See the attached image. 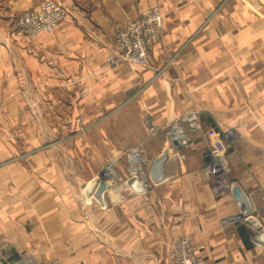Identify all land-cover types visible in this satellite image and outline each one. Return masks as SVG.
<instances>
[{
	"label": "crops",
	"instance_id": "crops-1",
	"mask_svg": "<svg viewBox=\"0 0 264 264\" xmlns=\"http://www.w3.org/2000/svg\"><path fill=\"white\" fill-rule=\"evenodd\" d=\"M42 1L0 0V264L27 252L46 264H171L182 236L202 264H264V0H59L63 21L27 39L18 18ZM155 5L164 32L150 66L109 64L126 20ZM191 108V146L173 153L166 133L150 134ZM229 128L230 184L216 192L201 154ZM134 146L146 190L107 170L101 193L102 179L81 178ZM69 160L79 179H67Z\"/></svg>",
	"mask_w": 264,
	"mask_h": 264
},
{
	"label": "built area",
	"instance_id": "built-area-1",
	"mask_svg": "<svg viewBox=\"0 0 264 264\" xmlns=\"http://www.w3.org/2000/svg\"><path fill=\"white\" fill-rule=\"evenodd\" d=\"M68 14V9L59 0H43L36 8L23 11L18 18V31L27 39H34L42 33L53 32ZM164 32V16L159 5L145 9L137 18H128L116 34L112 53L107 57L111 65L128 62L144 67L150 66L149 49ZM201 129L199 111L191 108L179 115L171 123L158 126L149 124L151 135L166 133L168 145L173 153H179L192 144V131ZM238 134L234 128L224 131L223 141L201 154L203 167L201 173L213 180V188L221 192L229 187L228 153L234 146ZM129 162L126 179L135 177L134 186L146 190L150 186L148 179V160L144 151L130 147L124 152ZM109 167H113L110 163ZM108 167V168H109ZM107 168V169H108ZM106 169V170H107ZM107 176L106 174L104 175ZM144 176V177H143ZM103 178V177H102ZM120 178V177H119ZM115 180V179H114ZM140 181V182H139ZM241 219V216L237 217ZM203 256L197 252L191 239L180 237L174 244L171 264H202ZM9 264H46L31 252L23 253L18 260Z\"/></svg>",
	"mask_w": 264,
	"mask_h": 264
},
{
	"label": "rangeland",
	"instance_id": "rangeland-1",
	"mask_svg": "<svg viewBox=\"0 0 264 264\" xmlns=\"http://www.w3.org/2000/svg\"><path fill=\"white\" fill-rule=\"evenodd\" d=\"M37 106L38 105L36 103L28 104V107H33L34 108L33 110H35V111H38ZM68 156H69V154H68ZM68 156L66 155V158H68ZM110 163L113 164V167H114V169H115V171L117 173V176L120 177V178H117V176H116V179H126L125 178V175H124V172L122 171V168L124 167L123 169H124V171H126L125 170V166H126L127 171H128L129 170V162L126 159V156L124 155V152L121 153V154L120 153L119 154L114 153V155L111 156V157H108L106 155V157L103 159V165H102V167H101V169L99 171L100 173H97L95 175H92V173H90V169L87 168L85 171H82V177L81 178L82 179H94L96 177H98V178L101 177V179H102V175H105L106 174V169L109 167V164ZM65 166H66L65 172H66L67 179H79V175H77L79 173H77L75 167H72L71 160H69L68 162H66L65 163ZM110 177L111 178H114L112 176H110ZM111 178H108L107 176H105V179H111Z\"/></svg>",
	"mask_w": 264,
	"mask_h": 264
},
{
	"label": "water",
	"instance_id": "water-1",
	"mask_svg": "<svg viewBox=\"0 0 264 264\" xmlns=\"http://www.w3.org/2000/svg\"><path fill=\"white\" fill-rule=\"evenodd\" d=\"M168 154V151H164L162 155L159 156V165L161 166V163H163L166 155ZM102 180L100 181L99 190L100 193L103 192L106 189V181L104 180V175H102ZM137 179L135 177L130 179V183L134 185L136 183ZM235 197L240 198L242 196V191L238 186L233 187Z\"/></svg>",
	"mask_w": 264,
	"mask_h": 264
},
{
	"label": "bare ground",
	"instance_id": "bare-ground-1",
	"mask_svg": "<svg viewBox=\"0 0 264 264\" xmlns=\"http://www.w3.org/2000/svg\"><path fill=\"white\" fill-rule=\"evenodd\" d=\"M107 173H108L109 176H116L117 175L114 167H109L108 170H107ZM95 179H101V177H99V178L97 177ZM93 191L98 192V193L100 192L98 187H93Z\"/></svg>",
	"mask_w": 264,
	"mask_h": 264
}]
</instances>
